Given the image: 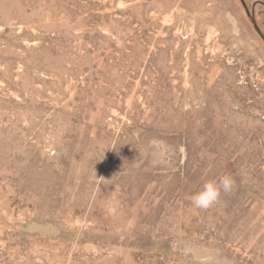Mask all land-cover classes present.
<instances>
[{
	"label": "rangeland",
	"instance_id": "374dc122",
	"mask_svg": "<svg viewBox=\"0 0 264 264\" xmlns=\"http://www.w3.org/2000/svg\"><path fill=\"white\" fill-rule=\"evenodd\" d=\"M262 35L241 0H0V264H264Z\"/></svg>",
	"mask_w": 264,
	"mask_h": 264
},
{
	"label": "clouds",
	"instance_id": "9594fccd",
	"mask_svg": "<svg viewBox=\"0 0 264 264\" xmlns=\"http://www.w3.org/2000/svg\"><path fill=\"white\" fill-rule=\"evenodd\" d=\"M234 184L233 178L227 174L207 180L201 189L191 196L192 205L196 209H208L219 200L222 192H230Z\"/></svg>",
	"mask_w": 264,
	"mask_h": 264
},
{
	"label": "water",
	"instance_id": "95a60500",
	"mask_svg": "<svg viewBox=\"0 0 264 264\" xmlns=\"http://www.w3.org/2000/svg\"><path fill=\"white\" fill-rule=\"evenodd\" d=\"M241 1H242L243 5H244V7H245V9H246V11H247V13H248V16L250 17V19H251V21H252V23H253L255 29H256V30L262 35V33H261L259 27H258L257 24H256L255 19L253 18L252 14L249 13V11H248V9H247V7H246L245 2H244L243 0H241ZM262 38H263V40H264V36H263V35H262Z\"/></svg>",
	"mask_w": 264,
	"mask_h": 264
}]
</instances>
